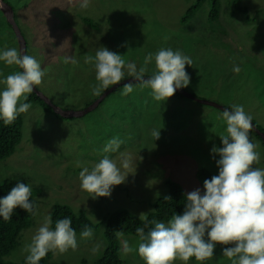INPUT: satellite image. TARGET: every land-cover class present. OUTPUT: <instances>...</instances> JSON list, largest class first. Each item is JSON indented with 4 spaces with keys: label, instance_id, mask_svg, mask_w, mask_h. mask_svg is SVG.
<instances>
[{
    "label": "rangeland",
    "instance_id": "rangeland-1",
    "mask_svg": "<svg viewBox=\"0 0 264 264\" xmlns=\"http://www.w3.org/2000/svg\"><path fill=\"white\" fill-rule=\"evenodd\" d=\"M194 1L91 0L89 7L82 10L76 0H7L27 41V54L45 70L42 83L36 86L64 109H83L107 90L93 94L95 69L84 63V57L94 56L100 47L121 54L138 68L143 66L147 53L170 47L192 58L193 65H186L190 76L186 90L227 107L243 105L264 128V0H241L252 19L242 12L235 13L230 0H221L220 20L208 22L207 1L194 17L181 23ZM86 19L100 25V29L91 28ZM174 40L179 48L171 46ZM3 47L19 49V43L0 10V48ZM64 56H74L79 63L65 64ZM234 64L239 65V73L233 72ZM0 71L7 76L21 69L0 63ZM154 71L153 62L147 66L146 76ZM127 77L125 74L123 79ZM133 88L128 95L119 94L123 103L119 100L117 106L121 107H113L115 94H109L96 109L81 117H59L38 102H30L31 108L21 114L23 138L11 156L0 160V184L13 178L31 188L38 187L31 197L37 215L32 214L31 226L22 231L18 246L4 257L7 261L25 258L27 253L22 249L56 203L84 210L96 222L119 208L145 216L159 197L169 194L167 180L181 183L185 192H190L202 189L208 179L207 175H198L202 169L211 176L218 174L210 149L222 146L219 134L226 127L221 119L223 110L174 95L161 103L152 98L151 89L141 85ZM145 91L148 92L143 95ZM159 128L160 137L154 140L151 133ZM114 136L123 140L119 151L131 158V167L124 170L131 173L124 183L113 187L110 197L93 199L81 190L79 172L83 167L91 170L104 155L103 146ZM249 137L260 155L253 166L264 168L263 140L252 132ZM110 155L119 163V153ZM93 231L91 239H80L77 233L75 250L52 251L51 262L83 264L86 259L94 263L107 240L103 227ZM122 239L133 246L139 242L136 235L121 234ZM97 245L100 251L93 255L91 250ZM227 246L230 245L217 244L209 262L232 264L222 255V247ZM122 257L125 264H144L135 252ZM174 264L184 262L176 260ZM188 264L204 263L193 257Z\"/></svg>",
    "mask_w": 264,
    "mask_h": 264
},
{
    "label": "clouds",
    "instance_id": "clouds-1",
    "mask_svg": "<svg viewBox=\"0 0 264 264\" xmlns=\"http://www.w3.org/2000/svg\"><path fill=\"white\" fill-rule=\"evenodd\" d=\"M76 3L80 9L86 10L91 0H76ZM63 62L79 63L74 56H64ZM153 62L155 71L146 77L147 66ZM0 63L21 69L7 76L0 71V85H3L0 87V121L10 125L31 108L26 101L34 86L42 83L45 70L34 56L16 47L0 48ZM84 63L92 64L95 69L97 83L92 87L94 95L118 84L127 74L142 87L151 89L152 98L161 103L177 90L189 86L186 65H193L190 56L170 47L147 53L143 66L139 68L135 62H126L121 54L105 46L100 47L94 56H85ZM232 70L239 73V65L234 64ZM133 91V82H127L121 95ZM221 119L226 125L225 131L219 134L222 146L213 145L210 149L218 174L205 179L202 189L196 188L184 194L182 213L174 214L167 222L152 220L149 222L151 227L146 223L147 232L145 227H137V245L122 239L121 256L135 252L144 264H174L176 260L188 264L193 257L197 262H209L217 244H220L230 245L222 247V255L232 264H264V168L253 166L260 159L257 145L249 137L253 118L243 105L233 104L223 110ZM151 134L154 140L159 139L160 128ZM122 144L119 137H112L101 149L104 155L91 170L83 167L79 172L80 188L89 193L88 197H110L113 187L126 181L131 172L124 170L131 167L132 161L129 155L119 151ZM113 153H119V163L111 158ZM31 197V186L18 181L7 195L0 197V219L11 220L17 207L37 215V207ZM51 225L52 218L48 215L30 243L25 244L22 251L27 253L26 264H40L49 251L64 253L78 247L71 218L57 220L54 228ZM116 234L121 235L120 231ZM79 235L80 239H91L94 231L84 225ZM91 251L93 255L97 254L100 246L93 247Z\"/></svg>",
    "mask_w": 264,
    "mask_h": 264
},
{
    "label": "trees",
    "instance_id": "trees-1",
    "mask_svg": "<svg viewBox=\"0 0 264 264\" xmlns=\"http://www.w3.org/2000/svg\"><path fill=\"white\" fill-rule=\"evenodd\" d=\"M207 1L210 4L207 13V19L209 20L208 22L212 23L217 20H220L221 0H196L192 4H190L189 7L186 9L185 13L181 18V23L184 24L190 18L194 17L195 14L198 12V10ZM229 4L231 7H233L235 13L242 12L245 14L247 19H252L248 7L243 5L241 3V0H230ZM64 19L67 20V18ZM86 22L94 30H99L101 27L100 25L98 27L97 24L91 22V19L89 20L86 19ZM176 40L173 41L174 45L171 46L174 48H179L176 45L177 42ZM179 42L181 43V40ZM180 49L184 50L182 46L180 47ZM185 52L191 54L187 51ZM138 86H140L139 82L133 83V87L138 88ZM123 87L124 84L117 87L115 90H113L110 93L112 95L115 94V97L113 99V107H118V108L121 107V106H117V102L119 100H121L122 102L121 96L119 94L122 92ZM147 92L148 91L143 92V95ZM174 96L179 99H183V98L189 99L185 97L182 93H179L178 91L174 93ZM26 102L41 103L45 105L47 109L54 111L59 117H64L58 114L53 109V107L50 104H48L43 98H41L34 90L32 93L29 94L28 101ZM252 120H254V122H256L257 126L259 127L257 121L254 118ZM261 129L264 131V128ZM250 132H252L254 135H256L258 138L262 140L261 136L257 134V132L253 130V128L250 130ZM22 138H23V130H22L21 114L10 125H5L3 121H0V160L3 159L6 160L5 158L11 156L15 152L17 146L20 144ZM6 163L8 162L6 161ZM206 172H208L207 169H202V171H200L198 175L201 177L207 175L208 179H210L212 176ZM24 178L26 177H22V179ZM16 183H17L16 179L13 178L5 179L0 184V197L7 195V193L11 190L12 187L15 186ZM166 184L170 189L169 194L159 197L155 201L154 209L148 212L145 216H139L129 211L126 208H119L111 212L109 215H107L104 220L96 222L93 219H91L84 210L75 211L69 204L56 203L53 206L51 213V218H52L51 227L54 228L56 221L64 217L71 218L72 227L76 230V233H80L84 225H88L93 230H98L101 227H103V234L107 240V246L104 249L102 255L92 264H125L126 261L120 254V249H121L120 236L116 234V231H120V233L124 235L137 236L136 234L137 227H145L146 223H148V226L151 227L152 225L149 222H151L152 220L167 222L169 219L172 218L174 214L177 213L180 214L183 212L184 203H185L184 194L186 193L183 186L181 185V183L174 181L172 179L167 180ZM36 189H38V187L32 188V191ZM165 197H170V198L166 199ZM32 222H33L32 214L26 213L24 210L20 209L19 207H17L16 210L14 211L11 220L4 221L0 219V264H26L25 258H23L20 262H18V261H7L4 257L10 254L18 246L22 231L30 227ZM147 230L148 228L145 227L146 232ZM52 257H53V252L49 251L48 254L41 259L40 264H54L51 262ZM202 262L205 264L209 263L208 260ZM83 264H89L88 260L84 259Z\"/></svg>",
    "mask_w": 264,
    "mask_h": 264
},
{
    "label": "water",
    "instance_id": "water-1",
    "mask_svg": "<svg viewBox=\"0 0 264 264\" xmlns=\"http://www.w3.org/2000/svg\"><path fill=\"white\" fill-rule=\"evenodd\" d=\"M0 10L5 14V17L7 19V21L9 22V24L12 26V28L14 29V32L17 36L18 42H19V49L21 51L26 52L28 51L27 48V41L24 37V35L22 34V31L19 27V24L16 20L15 17V11L13 6L7 2L6 0H0ZM147 77V76H146ZM127 82H136L133 81L132 77H127L125 79H123L122 81H120L118 84L116 85H112L111 87H109L106 91H104L100 96H98L96 98V100L93 101L92 104H90L87 108H83L80 110H73V109H64L60 106H58L57 104H55L54 102H52V100L47 97L37 86H34V91L37 92V94L43 98L48 104H50L53 109L60 115L66 117V118H70V117H81L86 115L87 113L91 112L92 110H94V108H96L113 90H115L117 87L127 83ZM179 93H182L185 97L192 99L196 102H199L201 104H206V105H211L214 107H218L222 110H224L226 107L223 104H220L218 102L215 101H211V100H207L204 98H200L198 96H196L195 94H193L192 92L186 90L185 88H181L179 90H177ZM252 125H253V130H255L257 132V134H259L264 142V131L257 126V124L254 122V120H252Z\"/></svg>",
    "mask_w": 264,
    "mask_h": 264
},
{
    "label": "bare ground",
    "instance_id": "bare-ground-1",
    "mask_svg": "<svg viewBox=\"0 0 264 264\" xmlns=\"http://www.w3.org/2000/svg\"><path fill=\"white\" fill-rule=\"evenodd\" d=\"M101 103H102V102H101ZM101 103H100V104H101ZM100 104H99V105H100ZM99 105H98V106H99ZM98 106H97V107H98ZM87 107H88V106H87ZM87 107H86V108H87ZM97 107H96V108H97ZM96 108H94V109H96Z\"/></svg>",
    "mask_w": 264,
    "mask_h": 264
},
{
    "label": "flooded vegetation",
    "instance_id": "flooded-vegetation-1",
    "mask_svg": "<svg viewBox=\"0 0 264 264\" xmlns=\"http://www.w3.org/2000/svg\"><path fill=\"white\" fill-rule=\"evenodd\" d=\"M256 123V122H255Z\"/></svg>",
    "mask_w": 264,
    "mask_h": 264
}]
</instances>
